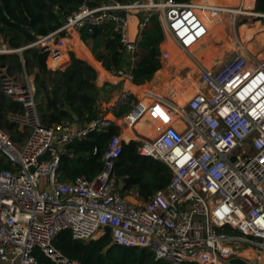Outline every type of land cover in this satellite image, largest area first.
<instances>
[{"label":"built area","instance_id":"built-area-1","mask_svg":"<svg viewBox=\"0 0 264 264\" xmlns=\"http://www.w3.org/2000/svg\"><path fill=\"white\" fill-rule=\"evenodd\" d=\"M253 2V11L247 12L193 0H103L97 5L84 0L61 27L27 46L13 49L0 39V54L35 46L58 59L69 50L65 41L71 32L91 35L94 28L109 25L126 59L109 72L133 82L141 32L154 17L164 35L162 62L169 56L164 44L171 41L197 64L199 86L183 106L161 99L134 102L123 91L111 105L113 112L130 106L119 124L98 113L87 122L45 126L27 72L17 80L0 66L1 92L21 104L8 119L27 131L15 140L0 127V156L10 164L0 167V264H40L36 251L55 264H78L55 250V235L69 230L74 239H90L107 228L113 243L146 248L163 264H230L235 257L264 264V56L238 45L226 61L207 67L190 51L209 31L199 12L229 13L234 19L247 14L260 21L264 12H255ZM62 31L65 37L59 36ZM145 116L159 126L154 136L137 138V150L171 171L169 183L146 201H131L120 192L114 166L128 142L120 133L109 138L103 168L93 178L58 179L67 146L115 123L134 129Z\"/></svg>","mask_w":264,"mask_h":264},{"label":"trees","instance_id":"trees-1","mask_svg":"<svg viewBox=\"0 0 264 264\" xmlns=\"http://www.w3.org/2000/svg\"><path fill=\"white\" fill-rule=\"evenodd\" d=\"M102 1L91 0L95 5ZM116 1L124 3L131 0ZM176 1L184 3L189 0ZM208 1L221 6L240 4L243 9H251L254 4V0ZM193 2L204 3L205 0H193ZM83 3L84 0H0V38L4 44L13 49L27 46L34 42L38 35H46L61 27L66 16L78 10ZM254 11L264 12V0H256ZM203 12L210 21L208 36L202 41L206 45L201 49L198 48L199 46H192L190 51L194 52L201 63L209 65L216 57V48L210 41L223 36L225 19L221 14L215 15L214 18L207 10ZM199 13L207 25L208 21L202 11ZM140 16L143 14L141 13ZM258 20L259 18H255L253 27L247 23L238 27L237 34L242 44L248 37L264 31V25H261ZM66 34L62 31L59 36L65 37ZM163 38V31L157 19L153 17L141 32L138 58L132 69L134 84L139 85L150 81L154 73L163 67L160 58V44ZM80 39L86 44H89L88 40H90L89 47L93 57L101 62L106 70L120 68L126 63L123 53L118 51L119 41L113 34L111 26H98L94 28L91 35L81 30ZM81 48L84 47L81 46ZM47 55V51H42L35 46L27 47L21 53L0 54V66H6L8 74H21L25 70L28 75H33L34 97L41 123L51 126L62 121L87 122L101 113L100 106L108 99L109 92L108 82H104L101 86L97 85L96 69L103 74L106 73L105 79L109 77L101 64L94 59L93 63L96 66H92L88 60L81 59L79 55L80 58H78L73 51H70V60L65 67L51 69L56 68L58 62L63 63L67 54L63 53L62 58L54 64L50 57L47 61L50 68L46 64ZM177 99L184 103L187 98L177 95ZM20 108V103L5 96L0 90V127L5 128L15 140H22L27 135L26 130H20L8 119L10 112ZM118 132L119 127L113 124L102 133H91L82 142L67 146L60 156L57 167L58 179L67 181L77 176L93 178L103 168L101 155L109 138ZM131 136L128 130L123 134L126 140ZM138 144L135 140H129L123 144L121 154L115 162L114 173L120 184L122 195L132 192L140 200L146 201L156 190L169 183L171 171L163 162L151 156L141 155L137 150ZM95 147H97L96 152ZM0 167H10L9 162L1 156ZM52 245L62 256L77 261L78 264H163L162 261L156 260L154 254L146 248L113 243L108 228L104 234L90 239H74L69 230H62L55 235ZM35 255L40 264H55L39 251H36ZM181 264L192 263L182 262ZM230 264L251 263L235 257L230 260Z\"/></svg>","mask_w":264,"mask_h":264},{"label":"crops","instance_id":"crops-1","mask_svg":"<svg viewBox=\"0 0 264 264\" xmlns=\"http://www.w3.org/2000/svg\"><path fill=\"white\" fill-rule=\"evenodd\" d=\"M250 28H252V27H250ZM133 33H134V21H131L130 22V28H129L130 38H132ZM208 33H209V31H208ZM208 33L204 38H206L208 36ZM257 33H259V32H257ZM71 34H72V32H71ZM71 34H70V36H71ZM76 35H77V38H76ZM76 35H75V33H73L72 39H67L65 41L66 46L69 48V50L65 51V52H61V56L63 53H65V54H67V58L64 60L63 63L58 62L56 68H51V69H58V68L61 69L69 63V60H70L69 52L73 51L74 48H72L73 50H71L70 44L67 42L68 40L69 41L71 40V42L75 45L81 46L80 43L78 42V40H79L85 47L88 48V50L90 51V53L93 57V54H92L90 47H89V44L84 43L80 39V36L77 33H76ZM254 36H252V37H254ZM202 41H203V39H202ZM202 41L200 43L194 45V46H199L198 47L199 49H201L202 47H205L206 44L203 43ZM88 42H89V40H88ZM243 42H244V40H243ZM240 43L242 44V42H240ZM85 47L81 48L84 55L86 56V58L88 60H90L92 66H96L95 63H93V60L91 59L90 54H89L88 50L85 49ZM164 47L169 50L168 59L165 60L164 62H167L168 66H170L171 64L174 65L175 68H177V69H180L182 67H183V69H186L185 74L183 76H181L179 73H172V75H165L166 69H163V67H162L160 70H158L154 73V75L150 81H147L143 84L137 85V84H134L133 82H130L128 80L118 78V77L112 75L108 70H106L102 66L101 62L97 61L93 57L97 62H99L101 64V67L107 72V74L109 76L108 78L105 79L106 73L103 74L101 71H98V74H97V85L98 86H101L104 82L109 83V85L107 86V88L109 90V92L107 93L108 99L105 102H103L102 105L100 106V110L102 111L101 114L106 115L108 118L116 120L115 122H117L118 124L121 123V120L119 119V117H121L123 114H125V112H127L129 110V108H130L129 104L123 106L117 112L112 111L111 105L115 102L116 98L123 91L129 92L130 93V99L134 102L135 101H141L143 103L144 102L146 103V102L151 101L152 99H161L163 101L174 102L175 104H177L179 106H183L186 104V102L199 90V86L197 83L198 66H197V64H195V62L190 57H188L181 50H179L177 48V46L172 44L171 41H169L167 44H164ZM74 51H76V50H74ZM193 56L197 59V62H198L199 59L194 55V52H193ZM49 58H47L46 63H47ZM58 59H53V60L57 61ZM81 59H84V58H81ZM213 64H214V62H212L209 65H205L202 63V65H205V66H210ZM195 69H197L196 78L194 75ZM29 78L31 80H33V77L31 78L29 76ZM177 95H180L181 97H185L187 99L183 103L177 99ZM109 101L111 102L110 106L108 108H105L103 105ZM119 112H122V113L120 115H117V113H119ZM115 125H116V123H115ZM116 126H118V125H116ZM157 126H159V123L157 121L149 120L145 116L141 120L136 122L134 129L125 126V124L122 122V125L118 126L119 127L118 133H120L123 137V134L126 133L128 130L129 133L132 135L130 137V139H128V141L129 140H135L138 142L137 138H141L142 136H145V137L154 136ZM179 126H181V125H179ZM131 193L132 192H130L129 194H131ZM133 194L136 196L135 193H133ZM125 196H127V195H125Z\"/></svg>","mask_w":264,"mask_h":264},{"label":"rangeland","instance_id":"rangeland-1","mask_svg":"<svg viewBox=\"0 0 264 264\" xmlns=\"http://www.w3.org/2000/svg\"><path fill=\"white\" fill-rule=\"evenodd\" d=\"M204 3H206V4H212L211 2H209L208 0H205V2ZM213 5H216V4H213ZM238 6V8H240L241 7V5L240 4H236V5H230V6H225V7H231V8H233V7H237ZM245 11H247V12H251V11H253V9H245ZM202 13H203V16L207 19V21H208V24H207V26L209 25V23H210V21H209V19H208V17L206 16V14L202 11ZM210 14V13H209ZM219 14V13H218ZM217 15V14H216ZM210 16L212 17V15L210 14ZM222 16H223V18L225 19V25H224V34H223V36L220 38V39H215V38H213L211 41H210V43H212L214 46H215V48H216V50H215V58H213L212 59V61L213 62H217V63H219V62H223V61H226L231 55H232V52H233V50H235V48L238 46V45H241V43H240V40H239V36H238V27L241 25V24H245V23H250L251 25H252V27L254 26V21H255V18L253 17V16H251V15H247V14H245V15H237L236 16V18L234 19V17L232 16V14H229V13H224V14H222ZM214 18H215V15L213 16ZM259 21V20H258ZM260 23H261V25H264V19H261L260 20ZM248 25V24H247ZM73 33H75V32H72V34ZM72 34H71V36L69 35V38H67V39H72ZM75 35H76V33H75ZM76 38H77V35H76ZM78 40V39H77ZM243 40H244V35H243ZM245 41V40H244ZM69 44H70V48H71V50H73L72 48H74V50H76V51H74V53H75V55L78 57V55L80 56V57H82V58H84V59H87L86 58V56L84 55V53H83V51H82V49H81V46H83V47H85L79 40H78V42L80 43V45L81 46H79V45H75V44H73L72 42H71V40L69 41H67ZM89 45H90V40H89ZM233 44L235 45V46H233ZM85 49L86 50H88V48L87 47H85ZM62 52H64V51H62ZM88 52H89V54H90V57H91V59L92 60H94V58L92 57V55H91V53H90V51L88 50ZM254 56H256L257 58H260V57H262V56H264V48H260L258 51H256V52H251ZM260 56V57H259ZM79 57V58H80ZM62 58V56L59 58V59H61ZM59 59L57 60V61H59ZM88 60V59H87ZM56 60H53L52 59V64H54V63H56L57 62ZM89 61V63L91 64V62H90V60H88ZM198 62L200 63V64H202L199 60H198ZM47 64V63H46ZM92 65V64H91ZM210 66H212V65H210ZM210 66H207V67H210ZM47 67H48V64H47ZM50 68V67H49ZM96 69V68H95ZM163 69H166V71H165V75H172V73H179L181 76H183L184 74H185V71H186V69H183V67L182 68H180V69H177V68H175V66L174 65H170V66H168V63L167 62H164L163 61ZM96 71H97V74H98V70L96 69ZM195 71V73H194V75H195V78H196V72H197V69H195L194 70ZM22 74H16V78L18 79V80H22L23 79V77L21 76ZM106 75V74H105ZM31 78L33 77L32 75H29ZM110 104H111V102L109 101V102H107V103H105L103 106L105 107V108H108L109 106H110ZM141 138H146L145 136H142ZM127 197L131 200V201H134V202H141V200L138 198V197H136L133 193H131V194H127Z\"/></svg>","mask_w":264,"mask_h":264},{"label":"bare ground","instance_id":"bare-ground-1","mask_svg":"<svg viewBox=\"0 0 264 264\" xmlns=\"http://www.w3.org/2000/svg\"><path fill=\"white\" fill-rule=\"evenodd\" d=\"M218 6H221V5H218ZM223 7H225V6H223ZM228 8H231V7H228ZM247 24L251 25L250 23H247ZM134 32H135V28H134ZM241 46L243 49L245 48L249 52H256L260 48H264V31L257 33L254 37H252V36L248 37L246 39V41Z\"/></svg>","mask_w":264,"mask_h":264}]
</instances>
